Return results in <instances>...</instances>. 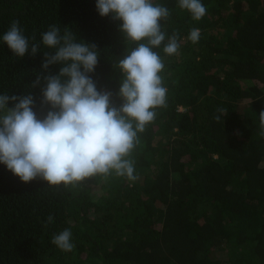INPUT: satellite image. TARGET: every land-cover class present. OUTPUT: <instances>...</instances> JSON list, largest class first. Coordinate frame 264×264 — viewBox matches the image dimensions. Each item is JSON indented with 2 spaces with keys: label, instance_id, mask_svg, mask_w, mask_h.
Here are the masks:
<instances>
[{
  "label": "trees",
  "instance_id": "16d2710c",
  "mask_svg": "<svg viewBox=\"0 0 264 264\" xmlns=\"http://www.w3.org/2000/svg\"><path fill=\"white\" fill-rule=\"evenodd\" d=\"M153 3L170 13L161 21L165 41L154 49L164 63L167 106L138 133L137 179L50 186L41 178L22 182L0 163V264H264V0H201L207 11L198 21L178 0ZM96 4L0 0V95H31L40 120L53 110L43 102L44 78L65 65L43 68L55 49L42 34L55 25L96 46L89 76L119 108L117 65L136 45L120 31L122 21L100 16ZM13 21L29 40L23 57L3 42ZM173 34L180 48L170 56L163 48ZM65 229L71 252L51 242Z\"/></svg>",
  "mask_w": 264,
  "mask_h": 264
},
{
  "label": "clouds",
  "instance_id": "9594fccd",
  "mask_svg": "<svg viewBox=\"0 0 264 264\" xmlns=\"http://www.w3.org/2000/svg\"><path fill=\"white\" fill-rule=\"evenodd\" d=\"M178 5L194 20L206 15L201 0H178ZM96 7L100 16L111 14L114 20L122 21L120 31L136 45L117 65L123 74L119 89L123 103L119 108L112 106L111 93L97 91L89 76L98 63L96 46L75 42L70 30L61 35L57 26H50L42 34V42L55 49V54L45 53L43 68L58 62L65 65L59 75L44 78L43 102L53 110L40 120L32 110L31 95H0V163L22 182L41 178L50 186L75 187L96 176L137 179L131 156L140 142L138 133L154 121L157 108L167 106V89L161 76L164 63L154 49L165 41L161 21L170 13L153 0H97ZM199 38L200 30L192 29L189 39L196 43ZM3 42L16 57H23L29 50L19 21L12 22ZM179 48L173 34L163 51L171 56L178 54ZM38 49V44H32L31 54ZM39 82L38 77L35 84ZM9 100L19 102L7 108ZM218 111L223 114L226 109ZM259 115L264 128V111ZM214 119L220 121L221 116ZM53 219L49 216L48 222ZM51 242L65 252L74 248L69 229L55 235Z\"/></svg>",
  "mask_w": 264,
  "mask_h": 264
},
{
  "label": "rangeland",
  "instance_id": "374dc122",
  "mask_svg": "<svg viewBox=\"0 0 264 264\" xmlns=\"http://www.w3.org/2000/svg\"><path fill=\"white\" fill-rule=\"evenodd\" d=\"M257 119H258V117H257ZM259 120V119H258Z\"/></svg>",
  "mask_w": 264,
  "mask_h": 264
}]
</instances>
